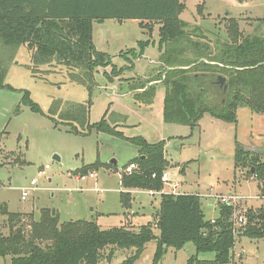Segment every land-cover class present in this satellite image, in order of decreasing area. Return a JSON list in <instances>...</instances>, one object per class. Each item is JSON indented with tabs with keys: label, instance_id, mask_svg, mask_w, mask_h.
Listing matches in <instances>:
<instances>
[{
	"label": "rangeland",
	"instance_id": "1",
	"mask_svg": "<svg viewBox=\"0 0 264 264\" xmlns=\"http://www.w3.org/2000/svg\"><path fill=\"white\" fill-rule=\"evenodd\" d=\"M185 6L180 19L188 25L187 31L199 29L213 46L228 41L230 21L238 22L244 37L264 35V0H186ZM161 26L138 20L94 23V45L111 57L113 66L96 71L92 95L73 82L63 67L45 65L34 71L30 51L20 47L16 61L8 67L5 88H0V203H6L10 212L31 213L40 220L42 211L48 209L59 215L60 224L89 221L102 229L129 227L130 214L124 218L127 210L121 202L122 170L139 157V147L130 141L133 138L150 144L165 142L170 179L181 183L178 193L200 196L206 220L219 215V196L242 198L235 207L237 215L264 209V190L249 174L250 168L235 171L236 144L264 162V114L243 107L234 124L209 114L195 127L170 124L164 118L163 85L156 89L151 108L138 105L129 93V80L134 78L140 86L139 77H148L153 68L160 70ZM128 52L137 55L124 58ZM114 67L130 68L123 75L112 76ZM118 77L121 80H115ZM25 93L38 111L29 101L24 102ZM104 122L107 129L91 128ZM98 161L104 166L81 180L85 175L77 171ZM134 164V172H140V164ZM91 173L97 179L90 178ZM32 181H36L35 190ZM27 189L29 195L23 200ZM129 193L131 211L137 212L132 214L133 224L154 222L161 196L139 189ZM5 227L0 216V236L7 232ZM236 242L231 264H264V238L236 236ZM156 250L155 242L148 244L136 264H154ZM195 254L193 244L180 251L171 248L158 264H189ZM131 256L132 251L118 249L111 262L101 264H123ZM198 258L213 260L215 254L201 253ZM0 264L11 263L0 256Z\"/></svg>",
	"mask_w": 264,
	"mask_h": 264
},
{
	"label": "trees",
	"instance_id": "2",
	"mask_svg": "<svg viewBox=\"0 0 264 264\" xmlns=\"http://www.w3.org/2000/svg\"><path fill=\"white\" fill-rule=\"evenodd\" d=\"M185 2L0 0V88H5L10 62L16 61L20 47L25 46L31 53L34 71L45 65L63 67L73 82L85 86L92 95L96 71L113 66L111 57L94 45V23L108 19L138 20L162 25L159 31L162 68L154 80H141L139 84H143L134 85V89H145L153 81L161 82L166 89L167 123L195 127L209 114L234 124L238 121V110L243 107L264 114V35L244 37L238 22L230 21L228 41H217L213 46L199 29L194 33L187 31L188 25L180 19ZM126 54L137 55L128 52L123 54L124 58L129 57ZM129 68L114 67L111 75H122ZM218 77L226 79L223 86ZM156 89L153 85L136 94V100L151 104ZM28 101L34 111L39 110L25 93L24 102ZM91 128L104 130L107 124ZM109 130L117 133L115 129ZM130 141L139 147L140 156L134 162L140 164L141 171L122 174L125 191L121 193V202L128 211L133 203L129 190L163 191L162 176L169 166L164 155L165 142L150 144L143 138ZM103 166L98 161L77 172L87 175ZM248 167L249 174L264 190V162L236 144L235 171ZM161 200L154 222L138 229L124 226L102 229L89 221L60 224L59 215L53 216L48 209L42 211L40 220H35L33 214L11 213L7 204L0 203V216L6 217L8 229L0 236V256L11 264H101L105 260L111 262L121 249L132 251L123 264H136L146 246L155 242L154 264L169 249L180 251L187 244H193L196 253L189 264L232 263L237 243L232 206L219 204V217L213 223L205 219L197 194H162ZM244 215L247 225L239 230L238 237L263 239L264 209L248 210ZM201 253H214L215 258L200 260Z\"/></svg>",
	"mask_w": 264,
	"mask_h": 264
},
{
	"label": "built area",
	"instance_id": "3",
	"mask_svg": "<svg viewBox=\"0 0 264 264\" xmlns=\"http://www.w3.org/2000/svg\"><path fill=\"white\" fill-rule=\"evenodd\" d=\"M48 168V166L46 167ZM137 166L135 164H130L128 165L125 169L122 170V174H132L135 170H136ZM87 175L85 176H81L79 177L81 180H85L87 177ZM90 178L92 179H97V174L96 173H91ZM162 182L164 185V189L161 192H157L162 194H183V193H178L177 191H179L181 189V185L178 182H174L170 179V176L168 174L167 171L164 172L163 176H162ZM36 185V181H32L31 182V186H32V190H35L33 188V186ZM168 189V190H167ZM28 189L23 191L22 194V199L26 200L29 193H28ZM153 193V192H151ZM220 199V203L223 205H229L232 206L234 209L236 207V204H238V202H240L242 200V198L240 196L237 195H229V196H219ZM214 223V220L212 221ZM233 233L235 236H238L239 230L244 228L247 225V218L245 215H237L236 213L234 214L233 217Z\"/></svg>",
	"mask_w": 264,
	"mask_h": 264
},
{
	"label": "crops",
	"instance_id": "4",
	"mask_svg": "<svg viewBox=\"0 0 264 264\" xmlns=\"http://www.w3.org/2000/svg\"><path fill=\"white\" fill-rule=\"evenodd\" d=\"M100 51V50H99ZM102 52V51H101ZM161 53V52H160ZM162 55V54H161ZM160 67H161V62H159V64H158ZM158 69H159V67H157ZM157 68H153V69H151V71H150V73H149V75H148V77H146V78H142V77H139V78H141L142 80H150V79H152V80H154V78H152V77H150V74L152 73L154 76L153 77H155L156 75H158L159 74V72H160V70L158 71V69ZM155 70H156V74H154V72H155ZM123 75V74H122ZM122 77V76H121ZM137 78V77H136ZM135 78V79H136ZM121 80V78L120 77H118V78H115V80ZM133 79L134 78H132V80H129L128 81V84H129V89H130V91H129V93L130 94H134V96L136 95V94H138V93H143L147 88H149V87H151V86H153V85H156V87H157V89L159 88L158 86H161V82L160 81H153V82H151V83H149V84H147V86H146V88L145 89H134L135 88V83L133 82ZM137 87V86H136ZM135 101H136V103L138 104V105H145L146 107H152V105H153V103H151V104H146V103H141L140 101H137L136 100V97H135ZM161 141H165V140H161ZM167 143V142H166ZM139 152V151H138ZM139 156H140V153H139ZM179 183V182H178ZM180 185H181V183H179ZM181 188H182V186H181ZM168 190V189H167ZM125 191V190H124ZM143 192H145V193H148V194H150V195H152V196H161V194L160 193H157V192H153V193H151V192H148V191H143ZM187 194H189V193H187ZM133 197H134V195H133ZM6 204V203H5ZM9 210V209H8ZM159 210H160V207L156 210V214H155V217H154V220H155V218H156V215L159 213ZM137 213L136 211H131V210H127V212L124 214V218H125V216L126 215H129L130 216V218H131V220H130V222L132 223V225H130L129 227H127V228H132V229H138L139 227H141V226H135L134 224H133V222H132V214L133 213ZM11 213H13V212H11ZM23 214V213H22ZM24 214H31V213H24ZM1 217H3V216H1ZM219 217V215L217 216V217H214V218H211L209 221H213V220H216L217 218ZM35 218V217H34ZM6 220V217H3V221H5ZM130 222H128V223H130ZM148 223H153V222H148ZM123 226H125V225H123ZM143 226V225H142ZM158 234V233H157Z\"/></svg>",
	"mask_w": 264,
	"mask_h": 264
},
{
	"label": "water",
	"instance_id": "5",
	"mask_svg": "<svg viewBox=\"0 0 264 264\" xmlns=\"http://www.w3.org/2000/svg\"><path fill=\"white\" fill-rule=\"evenodd\" d=\"M240 2H243L244 0H239ZM218 83L221 85V86H223L225 83H226V79L225 78H223V77H218ZM227 89V87H225V90ZM55 159L57 160V161H60V158L58 157V156H55ZM115 165H116V162L114 161L113 162ZM253 171H254V169H253ZM55 214H56V212L55 211H53L52 212V215L53 216H55Z\"/></svg>",
	"mask_w": 264,
	"mask_h": 264
}]
</instances>
